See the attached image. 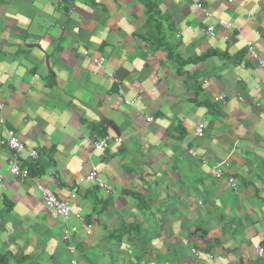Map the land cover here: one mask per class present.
I'll list each match as a JSON object with an SVG mask.
<instances>
[{"label":"crops","instance_id":"0c3cea01","mask_svg":"<svg viewBox=\"0 0 264 264\" xmlns=\"http://www.w3.org/2000/svg\"><path fill=\"white\" fill-rule=\"evenodd\" d=\"M158 11L170 59L143 40L139 0H0V139L29 173L12 178L0 147V264H264V70L245 54L264 61V0ZM91 171L112 195L80 182ZM37 185L73 195L84 227L50 217Z\"/></svg>","mask_w":264,"mask_h":264},{"label":"built area","instance_id":"2783aa9c","mask_svg":"<svg viewBox=\"0 0 264 264\" xmlns=\"http://www.w3.org/2000/svg\"><path fill=\"white\" fill-rule=\"evenodd\" d=\"M219 26L224 29H230L231 26L228 23H225L223 21H219ZM206 35L209 37H213V28L207 27L205 29ZM245 54L248 59L251 61L257 63L259 67L264 70V61L260 59V57L256 54L254 51V48L251 43H246L245 45ZM92 63L95 67L102 69V63L96 59H91ZM241 66H243V63H241ZM223 97H217L214 99V102L222 101ZM127 104V103H126ZM2 108V105L0 104V109ZM151 122V119L148 120ZM194 136L196 138H202L203 137V126L198 125L194 130ZM87 143L91 147L90 155L91 156H101L103 153L108 149L110 141L108 138H91L87 141ZM114 144H120L121 140L116 139L113 141ZM0 147L7 148L13 156V162L8 167V173L9 175L16 179L18 182L22 183L24 182L28 177L29 173L26 168L20 167V157L23 153V145L21 144L20 140L17 138V136L12 131L5 132L4 138L0 139ZM186 154L190 157L194 156V152L192 150H186ZM29 159L33 160L36 157L35 152L29 153ZM211 176L218 180L222 177L221 174V165L216 166L215 168L211 169L210 171ZM87 182L94 184L98 189L106 191L109 195H112V189L104 184L98 177V174L96 171H91L88 175H86L83 179H80V182ZM227 184L231 188H235V183L231 178H227L226 180ZM36 191L40 195V197L43 200L44 208L46 213L52 217L53 219L63 218L66 219L70 215H72L81 225L84 224L83 215L79 210L73 209V207L70 204V200L74 199L75 197L73 195H70V197L67 200L64 201H58L54 195L44 188L41 185L36 186ZM84 227V225H83ZM64 241L67 242V236H64ZM67 250L70 254H73L74 250L72 247L68 246ZM255 251L258 257H261L264 259V253L261 249L255 247ZM71 264H74L72 262Z\"/></svg>","mask_w":264,"mask_h":264},{"label":"trees","instance_id":"16d2710c","mask_svg":"<svg viewBox=\"0 0 264 264\" xmlns=\"http://www.w3.org/2000/svg\"><path fill=\"white\" fill-rule=\"evenodd\" d=\"M64 3H67L69 0H62ZM160 0H139L140 4L144 8V18H145V28L146 33L143 37V40L148 43L150 46L154 47L155 50H164L167 53V59L172 57L170 48L166 45L164 39L165 28L164 25L167 22V18L162 16L158 11V2ZM169 27V25H167ZM167 48H166V47ZM205 58V57H204ZM203 57L201 59H204ZM176 59V58H174ZM200 59V60H201ZM179 67L186 65L188 63H195L191 61H182L176 59ZM198 61V60H197ZM131 198L138 200L141 199L136 195H129Z\"/></svg>","mask_w":264,"mask_h":264}]
</instances>
